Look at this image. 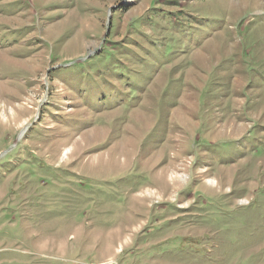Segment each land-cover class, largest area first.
<instances>
[{
    "label": "rangeland",
    "instance_id": "rangeland-1",
    "mask_svg": "<svg viewBox=\"0 0 264 264\" xmlns=\"http://www.w3.org/2000/svg\"><path fill=\"white\" fill-rule=\"evenodd\" d=\"M0 264H264V0H0Z\"/></svg>",
    "mask_w": 264,
    "mask_h": 264
}]
</instances>
